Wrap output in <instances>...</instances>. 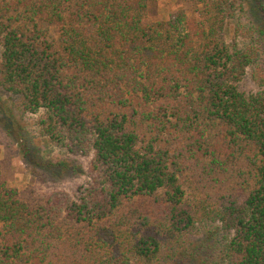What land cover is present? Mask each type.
<instances>
[{"label":"trees","instance_id":"16d2710c","mask_svg":"<svg viewBox=\"0 0 264 264\" xmlns=\"http://www.w3.org/2000/svg\"><path fill=\"white\" fill-rule=\"evenodd\" d=\"M182 1L0 0V264H264V0Z\"/></svg>","mask_w":264,"mask_h":264},{"label":"rangeland","instance_id":"374dc122","mask_svg":"<svg viewBox=\"0 0 264 264\" xmlns=\"http://www.w3.org/2000/svg\"><path fill=\"white\" fill-rule=\"evenodd\" d=\"M163 3V11L157 14L155 17H151L148 21H153L157 19H168L174 12L184 8L190 17H193V13L190 8L184 4L182 0H160ZM235 20H231L227 23L225 28V37L226 41L229 44H232L235 36ZM244 88H251V82L247 80L244 82ZM0 98L5 103L10 100V95L5 93L0 89ZM11 105V103H10ZM14 115L17 120L21 121L26 125L28 131H33L35 121L38 118V115L28 114L22 116L19 111L15 110ZM36 145L39 147L43 156L46 158H66L67 152L65 150L58 149L53 145L49 144L47 141L40 138L34 139ZM83 167L87 166V160L79 159L78 160ZM0 165L2 168V177L7 182V184L19 192H25L34 187L39 186V182L35 183L30 170L27 168L26 163H24L22 156L20 155L19 146L7 135L4 129L0 126ZM85 176H71L66 180H63L61 183L53 184L47 183V185H41V190L36 191V195L43 192H51L53 190H67L71 191L75 189L78 185H81L85 181ZM40 187V186H39Z\"/></svg>","mask_w":264,"mask_h":264}]
</instances>
